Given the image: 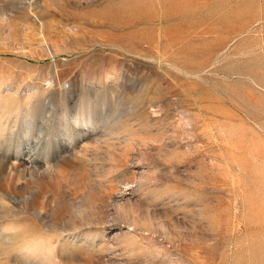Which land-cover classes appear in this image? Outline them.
<instances>
[{"label": "rangeland", "instance_id": "obj_1", "mask_svg": "<svg viewBox=\"0 0 264 264\" xmlns=\"http://www.w3.org/2000/svg\"><path fill=\"white\" fill-rule=\"evenodd\" d=\"M0 264H264V0H0Z\"/></svg>", "mask_w": 264, "mask_h": 264}]
</instances>
